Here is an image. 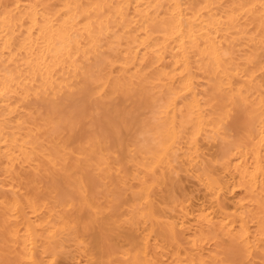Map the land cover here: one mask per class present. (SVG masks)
Listing matches in <instances>:
<instances>
[{
	"label": "snow or ice",
	"instance_id": "6c2138e0",
	"mask_svg": "<svg viewBox=\"0 0 264 264\" xmlns=\"http://www.w3.org/2000/svg\"><path fill=\"white\" fill-rule=\"evenodd\" d=\"M73 7L89 6L0 0V53L7 61L0 71V264H264V0L259 52L239 55L212 40L213 29L219 35L217 5L151 6L185 50L182 88L161 107L151 143L136 108L103 103L120 94L109 90L111 58L98 54L94 64H75L81 107L73 115L50 99L35 70L20 67L30 50L25 26L35 36ZM196 52L203 93L185 119L184 106L179 116L173 110L195 79ZM256 143L258 165L245 166ZM237 187L247 193L239 200ZM230 201L237 206L229 211ZM130 232L147 239L117 259Z\"/></svg>",
	"mask_w": 264,
	"mask_h": 264
},
{
	"label": "bare ground",
	"instance_id": "6f19581e",
	"mask_svg": "<svg viewBox=\"0 0 264 264\" xmlns=\"http://www.w3.org/2000/svg\"><path fill=\"white\" fill-rule=\"evenodd\" d=\"M4 2L53 4L60 7L89 6L79 9L73 7L68 16L55 27L43 28V31L37 29L35 36L28 35L26 25L24 38L30 41V50L25 51V61L20 67L35 70L37 75L34 78L38 80V84L47 87L51 93L50 99L59 102L57 107L60 110L73 115L81 107L77 99L78 93L73 91V87L78 84L75 64H87L89 61L94 64L98 54L111 58L113 63L108 67L110 70L115 69V73L109 90L112 95H116L112 89L120 94L116 96V101L106 100L103 103L105 106L112 103L115 107L118 102L120 109L136 108L141 113V120L147 122L144 139L151 143L157 133L161 107L167 106L169 98L176 93L177 89L182 88L178 67L184 63V46L171 30L164 26L161 19L163 13L151 7L157 4L173 3L174 0H4ZM202 2L218 6L212 10L215 23L219 26V35L215 29L212 30V40L216 48L234 52L237 55L248 49L259 52L261 0H202ZM92 5L116 7L102 10L90 7ZM120 5L124 7L121 8ZM252 5L256 7L253 8ZM55 11H52L53 16ZM158 13L160 16L157 15ZM51 23L52 21H49V24ZM41 25L43 26V18H41ZM19 32L20 29L17 28V33ZM197 35L200 36L199 33ZM207 39L206 34L200 37L201 48ZM200 55V52H196L191 56L195 79L192 81L190 91H183L177 98L179 103L173 110L179 116L181 106H184L185 119H187L188 105L198 94L203 93L204 82L200 79L203 73L199 70L197 61V56ZM28 60L32 61L31 65H28ZM6 62L3 53H0V71ZM12 67L15 68L16 65ZM107 79L106 76L105 80ZM183 96H187L188 100L184 101ZM168 119L171 120V116ZM256 125V141L258 142L260 139L259 118L256 120ZM27 132L28 129H24L22 134L26 135ZM2 135L3 133H0V137ZM2 147L3 140L0 138V148ZM256 150L247 157L245 166L255 168L258 165V143H256ZM3 163L0 161V167ZM233 168L235 169V164ZM238 180L239 176H237ZM236 191L239 193L236 196L237 200L241 195H247L239 187ZM236 206L230 201L228 210ZM0 225H2V219H0ZM145 239L147 237L135 232L128 233L121 240L125 251L116 258L124 260L129 255L126 249H134ZM151 242L155 244V237ZM130 256L135 258L134 250ZM0 258H3L2 252H0Z\"/></svg>",
	"mask_w": 264,
	"mask_h": 264
}]
</instances>
